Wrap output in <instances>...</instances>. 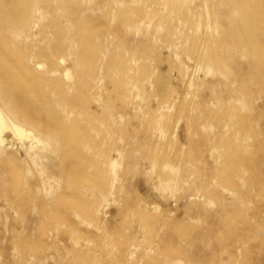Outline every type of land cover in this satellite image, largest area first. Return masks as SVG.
<instances>
[{"label":"rangeland","instance_id":"rangeland-1","mask_svg":"<svg viewBox=\"0 0 264 264\" xmlns=\"http://www.w3.org/2000/svg\"><path fill=\"white\" fill-rule=\"evenodd\" d=\"M0 106V264H264V0H0Z\"/></svg>","mask_w":264,"mask_h":264},{"label":"bare ground","instance_id":"bare-ground-1","mask_svg":"<svg viewBox=\"0 0 264 264\" xmlns=\"http://www.w3.org/2000/svg\"><path fill=\"white\" fill-rule=\"evenodd\" d=\"M67 75L70 78V74ZM36 145L44 144L30 131L14 123L0 106V146L17 147L21 151H27L29 147L35 148ZM27 154L30 156L29 152Z\"/></svg>","mask_w":264,"mask_h":264}]
</instances>
